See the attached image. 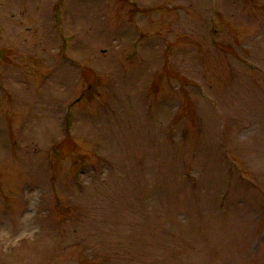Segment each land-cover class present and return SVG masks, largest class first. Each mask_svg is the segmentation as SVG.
<instances>
[{"label": "rangeland", "instance_id": "374dc122", "mask_svg": "<svg viewBox=\"0 0 264 264\" xmlns=\"http://www.w3.org/2000/svg\"><path fill=\"white\" fill-rule=\"evenodd\" d=\"M43 1L0 0V264H264V0Z\"/></svg>", "mask_w": 264, "mask_h": 264}, {"label": "flooded vegetation", "instance_id": "af4514ba", "mask_svg": "<svg viewBox=\"0 0 264 264\" xmlns=\"http://www.w3.org/2000/svg\"><path fill=\"white\" fill-rule=\"evenodd\" d=\"M14 3V9H12L9 13V17L11 19H16L18 16L20 18L25 17L27 13V5L29 0H10ZM60 5L61 0H45L43 1V12L45 16H47L48 20L54 24L53 28H55V24L60 22L61 14H60ZM16 10H19V14L16 13ZM2 49H0V55L2 54Z\"/></svg>", "mask_w": 264, "mask_h": 264}]
</instances>
